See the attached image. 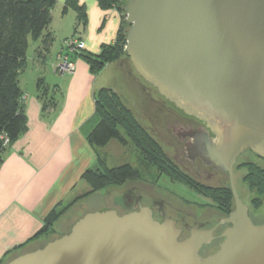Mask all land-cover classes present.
<instances>
[{
    "label": "water",
    "instance_id": "water-1",
    "mask_svg": "<svg viewBox=\"0 0 264 264\" xmlns=\"http://www.w3.org/2000/svg\"><path fill=\"white\" fill-rule=\"evenodd\" d=\"M124 8L135 71L206 122L195 152L230 175L231 226L215 252L201 255L212 230L180 239L176 220H156L149 206L93 211L6 264H264V223L253 221L234 179L240 155L264 158V0H128Z\"/></svg>",
    "mask_w": 264,
    "mask_h": 264
},
{
    "label": "crops",
    "instance_id": "crops-1",
    "mask_svg": "<svg viewBox=\"0 0 264 264\" xmlns=\"http://www.w3.org/2000/svg\"><path fill=\"white\" fill-rule=\"evenodd\" d=\"M56 1L45 33L52 41L46 45L45 36L36 40L34 92L20 86L26 130L6 149L0 166V264L42 247L60 225L71 228L88 212L116 207L97 202L95 196L101 189L90 193V184L82 178L102 159L87 135L98 122L96 92L110 87L106 81L109 64L94 74L81 57L75 59L73 72H63L58 70V58L74 32L85 41V54L99 55L104 45L115 43L121 15L114 8L102 9L98 0H77L86 10L83 26L73 7L64 11L68 0ZM68 18L71 21L64 26ZM126 63L123 61V70L136 77L135 69ZM44 103L50 106L44 109ZM105 188L115 199L122 192L118 185ZM53 210L64 211L54 223V231L37 236Z\"/></svg>",
    "mask_w": 264,
    "mask_h": 264
},
{
    "label": "trees",
    "instance_id": "trees-1",
    "mask_svg": "<svg viewBox=\"0 0 264 264\" xmlns=\"http://www.w3.org/2000/svg\"><path fill=\"white\" fill-rule=\"evenodd\" d=\"M56 2V0H0V166L6 149L26 130L27 117L22 105L24 92L19 84V76L27 63L29 39L38 40L45 36L46 45L52 41L51 35L45 33ZM98 2L102 9L117 7L120 13H125L126 3L123 0ZM68 6L78 12V22L85 26L87 21L85 7L78 5L77 0H68L64 11ZM123 16L126 18V15ZM126 31L127 29L123 31L122 21L114 44L104 45L99 55H87L83 52L79 58L83 57L88 62L94 74L102 72L107 64L122 55L129 58L125 51ZM71 58L75 60L78 57L71 54ZM121 72L119 80L129 76L131 83L139 82L138 78L125 70ZM119 87L120 82H115L112 86L101 87L96 92L95 116L98 122L87 135L89 143L99 147L106 146L112 139L124 144L129 141L140 150L144 160L156 165L160 171L173 179L181 180L199 193L210 196L217 204H223L226 211H230L234 202L232 192L224 188H200L181 171L157 138L141 124L131 107L126 104ZM44 104V109L50 106L49 103ZM99 163L100 167L88 169L82 175L91 186L90 193L109 185L120 186L128 180L141 179L140 171L129 163L113 168H107L103 159H100ZM248 167L245 180L260 195L264 194V167L255 163H249ZM63 212L53 210L37 236L54 231V223Z\"/></svg>",
    "mask_w": 264,
    "mask_h": 264
},
{
    "label": "rangeland",
    "instance_id": "rangeland-1",
    "mask_svg": "<svg viewBox=\"0 0 264 264\" xmlns=\"http://www.w3.org/2000/svg\"><path fill=\"white\" fill-rule=\"evenodd\" d=\"M114 9L119 12L117 7H114ZM120 15L122 16L121 19L123 18L122 21L124 31L128 26L125 20L126 18L123 16L126 14L120 13ZM69 21H71L70 18L65 20V24L63 25L67 26ZM36 43V40H33L32 38L29 39L27 63L19 77L20 86L26 92H29L30 89L34 92V75L36 74L34 71V55L35 48L37 46ZM63 52H68L66 41ZM58 61L60 62V59ZM123 61L128 62L130 67H133L132 62L127 55H122L116 60L114 59L109 63L107 73L110 75L106 78L107 83L112 86L115 82H120L119 90H121L124 96V101L129 107H131L141 124L157 138L165 152L169 157H171L175 164L178 162L179 164L177 165H181V167H179L180 170L188 175V177H190L200 188H205L207 186L205 185L207 184L205 182V177H198L195 174L192 165L188 162V159L184 155L183 144L174 130L175 128H179V125L188 123L190 118H185L180 110L175 108L172 103L165 100L158 90L138 75L137 72L133 71L136 74V78H139V82L135 84L129 81V76L118 81L120 75H122L121 71L124 69ZM107 66L108 64L105 68ZM105 68H103L102 71H104ZM97 149L99 150L100 156L105 161L107 168H113L127 163L133 165L140 171L141 174V179L135 180V182L143 181L154 184L155 190L158 191V193L155 191L157 194L168 198L176 204H181L184 207L192 206L194 211L199 214L200 217L203 216V203H208L214 207L223 205L217 204V202L210 196L200 194L191 185L181 180L173 179L168 174L160 171L156 165L144 160L140 150L129 141L124 144L119 142L117 139H112L106 146H97ZM244 160L248 161L247 163L252 162L264 167V159L259 158L251 151L245 153L241 157L240 161ZM239 163L235 168V184L238 192L242 200L248 205L250 215L255 223H264V194L260 195L257 190L253 189L249 182L245 180L244 176L249 170L248 164L245 163L240 165ZM218 178L219 179L216 178L214 182H210L208 184L215 186L218 185L219 189H221L220 187H222V189L224 187V189L227 188L230 190L227 179L223 176ZM221 178L223 181H220ZM130 181L131 180H128L127 182H124L123 185H120V191L123 192L128 187L130 188L132 185ZM227 185L228 187H225ZM108 191L109 190H107V188L101 189L95 197L99 200H97V202H101L103 206H108L109 208L116 205H113L115 203L114 193ZM97 205H99V203H97ZM113 208L116 209V207ZM71 228L65 224L60 225L59 228H57L58 231L55 232L50 239L53 240L68 233Z\"/></svg>",
    "mask_w": 264,
    "mask_h": 264
},
{
    "label": "flooded vegetation",
    "instance_id": "flooded-vegetation-1",
    "mask_svg": "<svg viewBox=\"0 0 264 264\" xmlns=\"http://www.w3.org/2000/svg\"><path fill=\"white\" fill-rule=\"evenodd\" d=\"M165 100L169 101L166 98ZM169 102L172 103L171 101ZM172 104L175 106V108H177L183 113V116L185 118H190L188 123H184V125H179V128H175L174 130L183 144L184 155L188 159V162H190V164L192 165L195 174L198 177H205L206 179L205 182L207 183L205 185H207L206 187L208 188H219L218 185H216L217 186L216 187L215 185H211L208 183L214 182L216 178L219 179L218 177L223 176L229 182V188L230 191L232 192L229 173L221 170H217L216 168H214V166L204 161L203 158L200 155H197L195 152L196 151L194 146L195 139L202 134V130L209 131L206 122L199 119L196 116L186 113L184 110L177 107L174 103ZM210 136L211 137L214 136V133L211 131H210ZM245 153L240 155L234 166V179L236 178V174H235L236 165L239 163L241 157ZM258 157L261 158L260 156ZM247 162L248 161L244 160V161H240L239 164L241 165ZM177 164L179 163L177 162ZM179 167H181V165H179ZM220 181H223L222 178L220 179ZM130 183H132L130 188L128 187L125 191L121 192L118 199L117 198L115 199L116 209L120 214L137 210L140 206H149L152 209L153 217L156 220L161 222L164 221L166 218L176 220L177 226L182 228L183 230L180 239L186 238L191 233L192 229H194L195 227L203 230L205 229L212 230L214 239L210 243L205 244L201 248L200 251L201 255L211 254L219 248L220 243L224 239V233L226 229L231 226L230 223L226 222V218L233 209L234 202H233V207L231 208L230 211H226V208L223 205L214 207L208 203H203L202 204L204 208L203 216L200 217L199 214H197L194 211L192 206L184 207L181 204H176L175 202L169 200L168 198L157 194L158 191L155 190L154 184L152 183L143 182V181L135 182V180H131ZM225 187H228V185ZM225 189L228 190L227 188Z\"/></svg>",
    "mask_w": 264,
    "mask_h": 264
},
{
    "label": "built area",
    "instance_id": "built-area-1",
    "mask_svg": "<svg viewBox=\"0 0 264 264\" xmlns=\"http://www.w3.org/2000/svg\"><path fill=\"white\" fill-rule=\"evenodd\" d=\"M123 1L127 2L128 0ZM85 45V41L80 37L78 32H74L73 35L67 38L66 47L68 48V52L59 54L60 63L58 65V70L73 72L76 69V61L71 58V54H76L79 58L85 51Z\"/></svg>",
    "mask_w": 264,
    "mask_h": 264
}]
</instances>
